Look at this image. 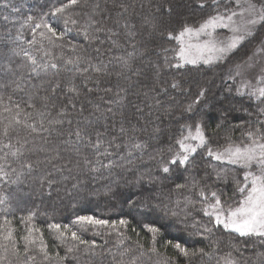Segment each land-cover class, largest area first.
Masks as SVG:
<instances>
[{
	"label": "trees",
	"instance_id": "1",
	"mask_svg": "<svg viewBox=\"0 0 264 264\" xmlns=\"http://www.w3.org/2000/svg\"><path fill=\"white\" fill-rule=\"evenodd\" d=\"M66 2L0 0V164L10 173L0 178V197L6 198L0 205V224L5 217L12 221L19 249L18 254L11 248L0 250V257H7L3 264H23L26 256L35 257L29 264H57L55 259L45 261L38 245L30 246L27 254L23 251L21 237L26 233L21 219L29 213L44 233L52 257L66 253L48 229L51 223L70 224L86 214L129 222L117 230L101 229L99 235L95 230L84 233L83 239L95 241L96 255L85 254L80 245V252L75 253L79 260L69 254L64 264H88L89 260L116 264L125 249L131 251L124 259L137 257V264H159L165 258L173 264H224L222 258L229 253L236 264H264V238L239 237L215 226L203 214L199 195L201 189L207 195L215 191L225 206H235L242 199L237 182L243 185L246 170L213 159L207 149L220 151L229 143H250L246 133L264 128L260 111L264 98L240 95L230 72V67L251 54L259 37L227 60L181 68L175 67L173 49L178 46L167 38L169 31L185 23L198 26L209 15L233 8L234 0H220L219 6L204 0L203 8L199 0H81L65 16L51 15L53 8ZM67 15L77 23L65 25ZM29 16L34 19L29 21ZM41 17L57 32L71 31L49 43L40 36L46 29L32 31ZM96 28L104 31L96 32ZM33 37L35 44L30 43ZM21 48L41 64L51 60L57 67H38L33 72L27 57L16 54ZM45 52L50 55L45 57ZM77 58L78 64L66 63ZM90 65L103 70L96 72ZM73 87L75 92L70 91ZM17 104L33 114L28 122L37 132L13 124L4 137L8 124L4 118L10 114L3 109L10 107L14 114ZM37 113H44L47 131L40 127ZM49 120L62 123L49 124ZM197 124L205 132L207 146L198 147L186 164H171L181 152L177 141L189 129L195 134ZM77 130H82L80 139L74 134ZM97 140L102 142L100 151L106 148L108 155L96 152ZM17 141L23 147L13 156L11 151L20 147ZM9 144L11 149L4 147ZM135 144L143 147L137 149ZM85 160L91 163L86 165ZM29 164L31 169L26 167ZM164 166L170 171L163 172ZM12 169L23 173L15 183ZM146 226L161 229L155 245ZM204 227L212 231L205 232ZM169 240L190 250L203 248L208 254L191 259L179 256L172 247H165ZM153 246L156 253L151 251Z\"/></svg>",
	"mask_w": 264,
	"mask_h": 264
},
{
	"label": "snow or ice",
	"instance_id": "2",
	"mask_svg": "<svg viewBox=\"0 0 264 264\" xmlns=\"http://www.w3.org/2000/svg\"><path fill=\"white\" fill-rule=\"evenodd\" d=\"M81 0H67L66 3H62L59 7H55L51 10V15L53 16H65L69 9L79 5ZM235 8L226 7L224 12L217 11L214 15H209L207 18L203 19L198 26L190 25L185 23L178 30L169 31L167 33V38L170 41H175L177 48L173 49L175 52V57L178 63L175 65L177 68H181L184 65L191 64L196 65L200 61L205 64L213 63L214 61H222L228 59L236 50L243 46L246 42L251 43L257 40L259 37V46L257 51L264 52V0H234ZM212 5L219 6L220 0H211ZM199 7H205L204 0H199ZM238 9V10H237ZM34 18L29 16L28 20L32 21ZM65 25L68 23L76 24L77 21L72 18L71 15H67ZM91 25H89L90 27ZM44 28L47 31L41 32L40 36L43 39H47L49 43H55L56 40L63 39L66 35V31H71V29H66V31L57 32V30L50 24H48L43 17L40 21L35 23L32 31L35 33L36 29ZM217 29H227L231 35L225 39H219L216 35ZM96 32L104 31L103 28H96ZM50 34V35H49ZM84 35L86 38L89 37L87 28L84 29ZM204 38V39H202ZM30 43L35 44L36 40ZM43 47V46H41ZM167 51V50H165ZM17 55L23 54L27 57L30 62L31 70L36 71L38 67H52L56 68L57 65L51 60L41 64L35 56L21 48ZM256 53L254 52L253 55ZM50 54L48 52L44 53L47 57ZM123 60V58H118ZM252 57L248 60L251 61ZM127 65V61H123ZM68 64H78L80 59L76 60L69 59L66 61ZM247 67H252L250 63L246 62ZM90 67L96 71L101 72L103 69L97 65H90ZM242 66L240 64L236 65L237 75H240L239 69ZM85 72L88 71L87 68L84 69ZM19 87V85H17ZM59 87V85H56ZM172 87H176L175 84ZM55 90V89H53ZM70 91L75 92L76 89L73 87ZM240 95L244 93L237 89ZM201 96L204 95L203 91L200 93ZM248 95L250 97H256L257 99L264 98V68H261L260 76L256 86L252 87ZM11 99V97H9ZM3 103V98L0 97V104ZM29 107H33L29 104ZM15 113L13 114L12 108L5 106L3 111L10 114L8 119V124L4 127L2 135L4 137L9 136V129L13 124L23 126L30 129L31 132H37V127L29 123L28 121L32 118V113L24 112L19 104L15 105ZM261 113L264 114V108L260 109ZM41 117L40 127L43 129L44 123V113H37ZM21 116L24 119H21ZM49 124L52 123H62V121L56 120L48 121ZM47 131V129H43ZM123 131V129H121ZM77 139L82 138V130H77L75 133ZM250 143L247 144H233L229 143L223 150L213 151L212 148L207 149V155L212 157L217 161H227L230 164L238 165L241 169H245L243 174V185H239L237 191L242 194V199L236 203L235 206L225 204L222 202L221 197L215 192H211L210 195L205 194L204 190L201 189L199 195L202 198V203L204 207L201 209L203 214L209 217L210 221H214V225L217 227H222L224 230L235 233L239 237H262L264 238V128H256L254 131H248L246 133ZM194 140L198 143L196 145L188 144L185 141ZM20 144V141H17ZM27 143V141H24ZM177 143L180 145L181 152L177 153L176 156L171 159L170 163L173 165H183L189 161V156L197 151L198 147H205L208 144V139L205 136V132L200 124L195 127V134L189 129L187 136H184ZM102 142L97 140L93 145L96 152L101 155H108V150L105 148L103 152L100 151ZM4 147L12 148V145H4ZM23 144H20L19 148H15L11 151V155L16 156L20 153ZM117 148L120 145H116ZM135 148L140 149L143 146L140 144H135ZM84 163L87 165L91 163L85 160ZM111 165H105V167H110ZM28 169H31L32 165H26ZM255 167L257 171H251ZM98 169L92 168L91 171H97ZM163 172L167 173L170 171L169 167L164 166ZM17 176L16 181L19 180L20 175L23 173H16L15 169L11 170ZM10 173L6 170L5 164H0V178L9 177ZM221 177L217 175V179ZM51 183V182H49ZM178 188L184 187V185H177ZM6 203L5 197H0V205ZM176 215V213H173ZM33 213H29L28 216L21 219V223L25 225V235L21 237L24 242L23 251L27 254L31 249L37 247L38 251L42 253L43 259L45 261H51L55 259L57 264H64V262L69 259V254L71 258L79 260V257L75 253L80 252V245H84V253L90 256H95V248L97 247L95 241L89 242L83 239V234L89 230H95L94 234L99 235L101 229H113L117 230L119 228L126 227L128 221L121 219L117 221H108L102 219L95 215H78L70 224H59L51 223L47 227L54 234L56 240L60 241L62 245L65 246V255L61 256L59 252L56 253L55 257L49 255L47 251L48 245L44 241V233L39 227L33 223ZM147 231L152 234L153 245L157 242V237L161 234L160 227L157 226H146ZM196 227V225H193ZM15 229L12 226V221L5 217L2 224H0V250L8 251L9 248L12 249L13 254H18L19 249L17 248V240L14 237ZM205 232H211V228L204 227ZM69 242H72L69 244ZM264 242V241H262ZM139 245V241H137ZM170 246L176 250L179 256L189 258L196 257L198 255H207L203 248L199 250H190L188 247L184 246L181 242H173L171 240L167 241L165 247ZM142 247V245H140ZM130 249H125L124 252L120 254V259L116 261V264H137V257L125 260L124 257L130 252ZM153 253L157 252L155 246L151 249ZM238 251V249H237ZM158 254V253H157ZM115 259V257H114ZM224 264H236V262L231 259V253L228 256L222 258ZM7 260V257H0V264ZM29 261L34 262V256H26L23 264H29ZM8 264H11L9 261ZM91 264V261H88ZM159 264H173L170 258H165L160 261Z\"/></svg>",
	"mask_w": 264,
	"mask_h": 264
},
{
	"label": "rangeland",
	"instance_id": "3",
	"mask_svg": "<svg viewBox=\"0 0 264 264\" xmlns=\"http://www.w3.org/2000/svg\"><path fill=\"white\" fill-rule=\"evenodd\" d=\"M233 8H235V3H234ZM216 35L218 36L219 39H225L226 37L230 36L231 33L227 29H217ZM258 46L259 44L255 47V49L251 52V54L247 58H245L240 63H237L242 66L239 69L241 73L240 75H237V68H236L237 64L235 66L230 67L231 76H233L236 79L237 89H239L240 92L244 93V95H248L249 91L252 90V87L257 85L260 72H261V68H264V52H258L257 51ZM254 52L256 53L255 55H253ZM249 57H252L251 61L248 60ZM217 62L219 61H214L213 63L205 64L203 63V61H200L197 64L214 65ZM246 62L250 63L252 67H247ZM185 142L188 144L195 143L194 140H187ZM197 143L198 142L196 141V144ZM251 171H257V169L253 167Z\"/></svg>",
	"mask_w": 264,
	"mask_h": 264
}]
</instances>
